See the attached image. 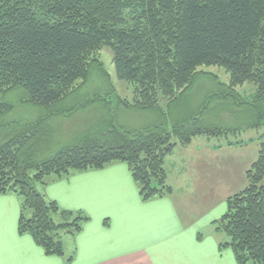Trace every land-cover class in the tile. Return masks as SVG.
<instances>
[{
  "label": "trees",
  "instance_id": "16d2710c",
  "mask_svg": "<svg viewBox=\"0 0 264 264\" xmlns=\"http://www.w3.org/2000/svg\"><path fill=\"white\" fill-rule=\"evenodd\" d=\"M106 46L118 77L134 87L132 100L119 97L120 104L159 120L128 128L104 119L45 154L50 120L76 108L59 106L86 84L92 67L105 70L99 52ZM203 65L226 69L230 84L190 109L179 100ZM246 82L254 87L249 94L237 89ZM13 92L41 114L0 143V194L21 197L20 233L47 255L64 256L61 236L80 232L89 217L38 189L48 175L123 162L143 200L170 196L165 159L178 145L198 134L262 127L264 0H0V116L15 108L6 99ZM224 108L234 123L209 124L204 111ZM245 175L247 185L228 196L215 229L227 235L220 246L232 249L237 264H264V142Z\"/></svg>",
  "mask_w": 264,
  "mask_h": 264
},
{
  "label": "crops",
  "instance_id": "0c3cea01",
  "mask_svg": "<svg viewBox=\"0 0 264 264\" xmlns=\"http://www.w3.org/2000/svg\"><path fill=\"white\" fill-rule=\"evenodd\" d=\"M220 138L198 134L165 159L169 184H184L191 195L225 184V193L202 201L190 195L177 200L174 188L170 196L143 200L123 162L48 181L42 191L48 198L89 217L80 232L61 236L64 256L47 255L31 235L20 233L21 197L0 194V264H237L232 249L220 246L228 237L214 221L226 211L228 196L247 185L245 173L256 157L245 159L246 150L257 151L252 136ZM200 209L204 213L197 214Z\"/></svg>",
  "mask_w": 264,
  "mask_h": 264
},
{
  "label": "rangeland",
  "instance_id": "374dc122",
  "mask_svg": "<svg viewBox=\"0 0 264 264\" xmlns=\"http://www.w3.org/2000/svg\"><path fill=\"white\" fill-rule=\"evenodd\" d=\"M99 55L105 70L92 67L86 84L60 104V109L66 110L67 108H72L74 106H76V108L69 114L56 116L50 120V139L43 145V152L45 154L52 153L64 144L74 141L83 131L86 130L85 128H90L104 119H113L118 125L128 128H142L148 124L156 123L159 120V114L156 112L141 111L120 104L118 101L119 97V99L126 98L132 100L134 87L129 82L118 77L115 63L113 61V54L109 47H103L100 50ZM199 70L201 73H199L194 79L190 90L179 100L181 103L184 101L190 109L191 107L195 106L196 108V106L200 105L202 99L205 98L209 92H218L227 88L230 84V74L221 66L203 65L199 67ZM237 89L243 94H249L254 90V87L253 84L246 82L243 85L237 86ZM19 95L21 96L20 92H13L6 98L8 101L15 104V108L0 116V143L19 132L22 125L34 121L41 114L39 107L21 103ZM96 97H99V99L94 103H90L92 105L82 106L85 100ZM213 99L214 101L216 100V98ZM209 102V105L214 103L213 100H210ZM220 111L221 115L224 116L220 121H216L218 118L214 119V116ZM230 111V108H224L222 110L214 111L213 115L211 110L204 111V114L209 120V124L213 122L216 124L223 123L227 125L228 123H234V116ZM196 112H198V110ZM234 126L236 127L237 124ZM238 128L240 129H237V132L226 130L227 132L225 131L220 139L224 141L226 139H237L242 141L250 136L254 137V145L251 146V148H255V151L257 152L253 153L252 151L248 152L246 150L245 159L246 156H254L257 159L260 144L264 142V124L258 130L247 129L244 126ZM177 153L178 152H176V154ZM174 159L177 161L178 155H176ZM55 177V174H51L46 177V180L50 181ZM173 177L174 175L171 174V178ZM262 183L264 184V179ZM171 184L175 186L173 187L175 190L174 196H176L177 200L179 196L185 197L189 195L195 197L196 201L201 199L204 200V197H216L217 194L225 193L227 190V188L224 187L225 184L222 183L219 184V186L212 188H196L195 191L192 192L193 195H191L190 192L193 190L192 188H185L184 184L176 183L174 181H172ZM46 186L47 185L39 184L38 189L42 192L45 190ZM186 205L191 212V205L189 203H186ZM177 206L180 211L181 204H177ZM202 210L203 209L193 211H196L197 214H202L204 213V210L203 212Z\"/></svg>",
  "mask_w": 264,
  "mask_h": 264
}]
</instances>
